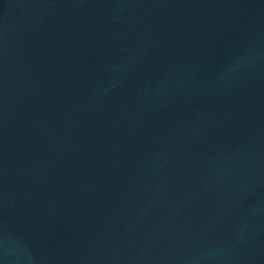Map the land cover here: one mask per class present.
I'll use <instances>...</instances> for the list:
<instances>
[{"label": "water", "instance_id": "obj_1", "mask_svg": "<svg viewBox=\"0 0 264 264\" xmlns=\"http://www.w3.org/2000/svg\"><path fill=\"white\" fill-rule=\"evenodd\" d=\"M0 264H264V0H0Z\"/></svg>", "mask_w": 264, "mask_h": 264}]
</instances>
